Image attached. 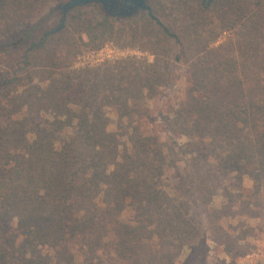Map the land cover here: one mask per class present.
<instances>
[{"label": "trees", "instance_id": "1", "mask_svg": "<svg viewBox=\"0 0 264 264\" xmlns=\"http://www.w3.org/2000/svg\"><path fill=\"white\" fill-rule=\"evenodd\" d=\"M62 1L0 0V39L26 29L19 39L0 43V51L26 46L23 59L31 66L32 54L65 30L42 32L37 43L26 37L44 10ZM214 1L202 5L210 8ZM136 15L143 17L131 32L136 40L155 33L181 44L155 12ZM93 31V41L99 34L114 37L109 17ZM261 35L264 24L257 20L242 44L230 42L226 54L209 53L197 60L185 98L167 122L168 144L142 130L141 121H124L131 97L143 99L156 91L164 77L157 65L140 80L109 83L106 98L110 96L119 115L125 113L122 134L111 132L107 106L99 101L105 92L97 69L65 72L59 70L66 67L49 62L42 65L50 75L46 87L10 93L3 85L0 264H140L148 252V264H174L169 250L193 223L194 198L204 208L223 192L232 203L241 196L224 182L242 185L245 178L264 177ZM238 46L241 52H232ZM49 57L55 60L54 51ZM125 132L130 134L123 143ZM182 160L185 169L179 165ZM169 168L179 172L180 184L166 192L162 183Z\"/></svg>", "mask_w": 264, "mask_h": 264}, {"label": "rangeland", "instance_id": "2", "mask_svg": "<svg viewBox=\"0 0 264 264\" xmlns=\"http://www.w3.org/2000/svg\"><path fill=\"white\" fill-rule=\"evenodd\" d=\"M67 1L44 10L35 21L37 23L33 22L34 31L26 37L27 42L37 43L42 32L59 26L62 13L58 6ZM203 2L148 1L151 12H155L171 33L178 36L180 45L173 38L159 37L155 33L140 40L133 38L131 32L136 25H141V15L132 18L109 16L100 5L85 7L80 12L73 10L68 14L62 30L65 32L52 37L43 50L34 52L31 66H26L23 59L26 46L0 51V99L1 88L6 84L4 89L10 93L26 91L31 86L46 87L50 83V75L42 66L45 63L64 66L66 68L59 71L65 72L97 69L105 92L103 100L99 101L107 106L111 132L119 134L121 121L126 117L125 113L119 115L116 107L110 105V96L106 98L109 83L114 80L124 83L130 78L140 80L150 66L157 65L156 70L164 77L156 91L147 97L145 94L143 99L131 97L128 102L130 112L124 121H141L142 130H149L160 143L168 144L171 140L166 132L167 122L172 119L179 101L185 98L197 60L207 58L209 53L226 54L230 47L228 43L242 44L252 22L260 20L264 24V0H215L210 8L204 7ZM107 17L114 28V37L99 34V38L93 41V28L103 25ZM25 30H17L10 38L0 39V43L19 39ZM259 38L260 42L264 40L262 35ZM239 48L236 47L237 51L232 49V52H241ZM51 51L55 53V60L49 57ZM178 56L181 59H177ZM129 134H123V143ZM185 163L182 160L179 164L182 169H185ZM178 175L177 170L167 169L162 191L177 189L180 184ZM224 183L233 195L241 197L229 203L226 195L219 192L212 201L205 203L204 208L201 201L194 198L193 223L185 237L169 250L173 253L174 264H264V177H259L258 181L245 178L242 185L232 179ZM214 206L218 209H212ZM128 209L133 211L130 218L135 217L134 203ZM150 254L146 253L140 264H148Z\"/></svg>", "mask_w": 264, "mask_h": 264}, {"label": "water", "instance_id": "3", "mask_svg": "<svg viewBox=\"0 0 264 264\" xmlns=\"http://www.w3.org/2000/svg\"><path fill=\"white\" fill-rule=\"evenodd\" d=\"M147 1L148 0H68L67 2L58 6V9L62 13L60 24L57 28L51 30L48 35L63 30L68 14L76 8H82L91 4H97L101 5L102 9L108 12L109 15H113L115 17L130 18L138 14L140 11L151 12V8L148 5ZM121 2L123 3L121 4ZM113 9H118L120 12L117 14H111L110 11H112Z\"/></svg>", "mask_w": 264, "mask_h": 264}, {"label": "flooded vegetation", "instance_id": "4", "mask_svg": "<svg viewBox=\"0 0 264 264\" xmlns=\"http://www.w3.org/2000/svg\"><path fill=\"white\" fill-rule=\"evenodd\" d=\"M123 2H121V4H122ZM111 12V14H117V13H119L120 11L118 10V9H113L112 11H110Z\"/></svg>", "mask_w": 264, "mask_h": 264}]
</instances>
